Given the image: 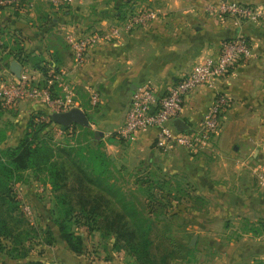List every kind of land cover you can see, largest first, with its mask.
I'll use <instances>...</instances> for the list:
<instances>
[{
  "label": "crops",
  "instance_id": "0c3cea01",
  "mask_svg": "<svg viewBox=\"0 0 264 264\" xmlns=\"http://www.w3.org/2000/svg\"><path fill=\"white\" fill-rule=\"evenodd\" d=\"M209 1L120 0L117 9H109V15L104 14L95 21L81 15L82 11L90 8L85 0H77L76 3L74 0L67 9L55 10L51 7L44 14L36 8V4L27 10L4 7L0 9V24L9 19L17 20L16 27L22 29L24 36L30 40L28 42L36 40V45L31 44L34 49L44 52L49 49L58 58L59 68L76 85L82 104L80 108L91 117L89 126L77 124V128L95 131L101 140L100 145L114 149L115 154H109L120 161L140 160L147 161L149 165L160 162L170 172L190 173L221 202L227 200L221 204L226 211L250 220L246 231L250 233L251 241L245 254L264 256V240L260 242L264 239V190L259 187L254 172L258 166H264V21L253 23L230 15H215L205 8ZM240 1L264 5V0ZM141 6L157 9L155 11L159 18L125 34L118 41L94 46L84 66L74 63L69 45L59 48L48 45L57 24L65 26L72 22L69 28H74L78 23L79 27L88 28L87 25L93 24L95 27H106L114 19L110 17L124 15ZM69 11L82 16L84 20L76 21V18L69 16ZM105 11L102 10V13ZM27 12L28 17L23 16ZM48 15L53 18L51 26L42 28ZM237 36L249 39L253 55L234 66L215 88L202 86L194 90L186 98L180 116L190 128H196L216 94L228 96L229 103L221 116L220 133L213 137L210 148L195 157L182 147L165 153L156 145L154 127L139 131L132 140H121L116 136L126 119L133 83L150 80L158 94L163 96L167 88L180 80L195 64L206 59H217L222 42ZM31 73L36 81L43 79L38 69ZM95 90L100 93L102 101L92 106L90 96ZM1 106L0 103V120L4 117L10 119L16 128L27 127L28 117L33 110L41 108L47 113L49 111L40 100L29 98L10 107L15 111L6 113L9 116L3 115ZM21 117L24 118L22 121ZM57 127L61 128L59 124L53 128ZM11 135L9 131L6 146H16L22 138L12 143ZM45 251L52 253L53 264H113L114 261V256L93 257L92 261L88 256L76 258L63 240L47 246Z\"/></svg>",
  "mask_w": 264,
  "mask_h": 264
},
{
  "label": "rangeland",
  "instance_id": "374dc122",
  "mask_svg": "<svg viewBox=\"0 0 264 264\" xmlns=\"http://www.w3.org/2000/svg\"><path fill=\"white\" fill-rule=\"evenodd\" d=\"M85 1V3L88 2V5L90 4V8L85 7L88 9L82 11L83 14L80 13L85 18H93L102 16V10L116 9L120 0ZM35 4L36 8L41 10L43 14L44 12L48 13L52 7L45 0H36ZM140 8L146 7L141 6ZM150 9L157 10L155 8ZM129 13L127 14L129 15ZM27 14L29 15L27 12L23 16L28 17ZM105 15H109V13ZM110 18H114L113 21L117 20L113 16ZM72 24V22L65 26L57 24L56 31H52L53 35L49 38L48 45L50 47L58 46V48L68 46L66 34ZM19 34L21 35L19 40L24 42L25 45H36L35 39L28 42L30 40L27 36H24L21 32ZM4 38L11 41L10 35L4 34ZM68 47L71 50L70 45ZM46 51H48L46 58L48 60L52 59L49 49H46ZM36 54L38 53L36 52ZM36 54L32 59L38 58ZM2 108L4 116H9L6 113L11 114L15 111L6 107ZM37 109L32 112L39 114ZM23 119L21 117L20 120ZM9 120L5 117L2 118L0 128L8 130V132L11 131L10 139H12V143H15L23 136L26 128H16ZM72 131L73 134H66L62 128H51L48 130V136L45 140L50 145L55 144V148L60 146V149H66V152L61 154L62 156L56 157H58L59 162L63 160L68 166L82 160L83 148L85 147L100 148L107 155L112 162L107 168L101 167L102 169L98 173L110 179L111 184L115 187L113 193L119 196L122 202L126 199L129 203L136 215V219H133L134 222L141 220V229L145 228L148 231L149 239L152 242L151 255L157 264H162L164 259L167 260L168 264H264V256L260 254L247 256L248 254H245L251 241L249 239L250 233L248 234L246 231L250 225V220L247 217H240L238 214L226 211L227 209L221 204H225L227 200L221 202L212 192L204 188L200 180L192 177L190 173L170 172L168 168L165 169L166 165L160 162L149 165L147 161L140 160L120 161L111 155L115 154L114 149L106 148L105 144L101 146L96 142L99 136L92 129L86 133L83 128L75 127ZM5 147L7 146L4 142L3 148ZM187 153L193 157L200 155ZM41 176L47 178V172L41 173ZM101 185L104 184H92L98 191L102 189ZM11 187L12 192L16 194V198L20 202L18 210L13 213L15 221L9 219L10 224L19 223V232L22 233L20 236L30 258L40 257L45 259V264H53L52 253L44 251L43 255L40 256L39 250L35 246L37 242H44V220L47 219L50 223L52 222L51 218L55 215L52 212L55 207V191L49 181L38 180L34 173L31 174L29 171L24 172L22 180L11 183ZM151 193H154L153 197L150 195ZM122 202L115 198L116 206L121 207ZM152 202L155 203L156 210L149 215L148 211L151 209L150 204ZM158 202L165 203V207ZM27 206L31 207L29 215L24 211ZM163 212H168L171 219L158 220V215ZM74 230L78 234L84 235L86 239L85 251L81 254L73 252L76 258L80 259V257L88 256L92 261L93 257L114 256L113 264L114 262L115 264H138L137 257L131 252L130 248L121 246L114 248L112 246L114 237H104L102 232L98 230L88 234L87 228L82 226H74ZM253 233L256 234L255 231ZM3 242L8 247L13 246L11 239ZM44 246L46 250L47 246ZM5 259L9 260L4 253H0V264Z\"/></svg>",
  "mask_w": 264,
  "mask_h": 264
},
{
  "label": "trees",
  "instance_id": "16d2710c",
  "mask_svg": "<svg viewBox=\"0 0 264 264\" xmlns=\"http://www.w3.org/2000/svg\"><path fill=\"white\" fill-rule=\"evenodd\" d=\"M69 6H64L60 9H67ZM135 11L137 10L131 9L129 12L133 13ZM68 13L69 16H73L71 11ZM108 13L109 11L107 10L102 14ZM127 13L116 18H124ZM100 17L102 16H95L92 19L95 21ZM52 20V16L48 15L46 22L48 24H43L42 28L50 27ZM83 20L82 16H80V20L76 19L79 22ZM16 26L17 20L13 19L0 24V40L2 41L0 51L1 53L6 51L4 59H8L6 63L8 66L10 65V60L17 59L24 65L30 64L34 69H38L43 75L39 85L43 86L45 82L47 83L46 78L51 65L55 64L56 68H59L58 58L55 54H51L52 59L48 60L46 58L47 51L36 50L30 45H25L24 42L19 40L21 37L19 32L22 33V29ZM87 27V29L91 30L95 28V25H87ZM85 28L80 26V29ZM4 34L10 35L11 41L4 38ZM246 39L249 42V39ZM35 54L38 58L32 59ZM143 82L145 81L141 83ZM54 87L58 88L57 82ZM33 112L29 115L25 133L16 146L3 148V143L8 137V130L0 128V253H4L9 258V260H3L2 264H45L40 257L35 259L29 257V252L24 248V242L20 236L22 233L19 232V223L11 225L9 221V219L15 221L13 213L18 210L20 202L16 198V194L12 192L11 183L22 180L25 171H29L31 174L34 173L38 180L49 181L56 193L55 207L52 211L55 215L51 218L52 222L50 223L47 219L44 220V242H37L35 246L39 250L37 251L40 256L45 251L44 245H55L61 240L69 246L72 252L78 254L84 252L86 239L84 235L78 234L74 230V226H82L87 228L88 234L98 230L102 232L104 237H114L112 246L114 248L120 246L130 248L131 252L136 255L138 264H157L151 255L152 242L149 239L148 231L145 228L141 229V220L134 222L133 219L136 215L129 203L126 199L122 202L121 198L113 193L115 191L113 188L115 187L111 184L110 179L98 173L99 170L101 171V167L107 168L112 161L100 148L95 149L90 146L91 148H83L85 156L83 154L81 161H76L69 166L63 160L59 162L58 157L62 156L61 154L66 152V149H60V146L55 148V144L50 145L45 140L48 136V130L57 125V123L52 119L49 122H37L39 115L47 114V111L38 108L37 112L39 114ZM92 120H94V117H92ZM75 127H77V124L65 129V133L73 134L72 130ZM83 131L88 133L91 129L83 128ZM94 133L96 134V132ZM116 136L119 137L118 134ZM120 139L122 140V138ZM97 141L100 145L101 140L98 137ZM44 172H47V178H42L41 173ZM95 183L104 184L101 185L102 189L100 191L92 186ZM150 195L153 197L154 193ZM115 198L122 202L121 207L115 205ZM158 203L165 207V203ZM150 206L149 215L156 210L155 203L152 202ZM26 214L28 213L26 212ZM162 219L170 220L171 215L168 212H163L158 215V220ZM8 239H11L13 246L8 247L3 242ZM162 264H168L167 260H162Z\"/></svg>",
  "mask_w": 264,
  "mask_h": 264
},
{
  "label": "built area",
  "instance_id": "2783aa9c",
  "mask_svg": "<svg viewBox=\"0 0 264 264\" xmlns=\"http://www.w3.org/2000/svg\"><path fill=\"white\" fill-rule=\"evenodd\" d=\"M45 1L55 10L73 3V0ZM35 2L36 0H0V9L13 7L27 10L31 9ZM205 8L215 15H230L253 23L264 21V5L257 6L240 0H210ZM158 18L157 11L140 8L106 27L98 26L89 30L80 29L79 25H75L74 28H69L66 39L71 47L74 63L77 66H84L94 46L118 41L125 34ZM5 52L0 56V103L3 107H13L20 100L27 98L40 100L49 111L47 114H40L37 122H49L54 112L81 107L76 85L68 80L63 69L52 64L46 78L47 83L40 86V81L31 76L35 69L30 64L21 63L22 74L21 77H17L11 70V62L17 59L10 60L8 66L6 64L8 59H4ZM252 55L250 42L244 36H237L222 42L217 59H206L195 64L179 81L171 84L163 96L158 94L150 80L141 83L133 91L125 122L116 134L124 140H132L139 131L154 127L156 145L163 152L168 153L176 147H182L191 154H201L210 148L213 137L220 133L221 116L229 103L228 96L218 93L196 128L185 132L178 131L173 125V120L181 116L186 98L194 90L202 86L215 88L234 66ZM56 82L58 88L54 87ZM101 101L100 93L93 91L90 96L91 105L97 106ZM254 172L259 187L264 190V166H258ZM30 208L27 206L24 209L28 215L31 213Z\"/></svg>",
  "mask_w": 264,
  "mask_h": 264
},
{
  "label": "water",
  "instance_id": "95a60500",
  "mask_svg": "<svg viewBox=\"0 0 264 264\" xmlns=\"http://www.w3.org/2000/svg\"><path fill=\"white\" fill-rule=\"evenodd\" d=\"M71 17L80 20L79 15H73ZM22 68L23 66L19 61L13 60L11 62V70L17 77H21ZM138 85L139 83L137 82L133 83V85L131 86V90L134 91L138 87ZM52 120L55 123L59 124L61 128L65 130L74 124L89 126L91 117L83 109L75 107L68 111H63V112L59 111L52 113ZM173 125L178 131L181 132H185L191 129L188 123L185 120H183L181 117L174 119Z\"/></svg>",
  "mask_w": 264,
  "mask_h": 264
}]
</instances>
